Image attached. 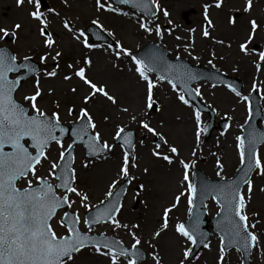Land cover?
<instances>
[{"label": "snow or ice", "instance_id": "6c2138e0", "mask_svg": "<svg viewBox=\"0 0 264 264\" xmlns=\"http://www.w3.org/2000/svg\"><path fill=\"white\" fill-rule=\"evenodd\" d=\"M67 3V0H65ZM18 7L25 4L32 7L27 15L39 24V35L43 38V45L47 49H52L56 43L53 34L47 31L49 21L47 15L42 11V0H16ZM120 6H130L135 12L141 13L144 17L155 18L156 12L160 10L159 4L154 0H95V11L97 13H112L117 16H129V12L122 11ZM215 7H222V0H216ZM209 5H204V22L206 27L202 30V36L210 38L209 29H215V24L208 15ZM252 9V0H246L242 11L249 13ZM47 14L59 15L53 8L47 9ZM163 15L168 17L169 13L163 11ZM151 19L138 18L137 23L140 29L151 34L153 29L150 27ZM169 23H171L169 21ZM91 24L99 31L94 33L97 41L103 39V33L107 31L108 36L114 33L106 30L100 23L99 18L93 19ZM228 24L232 27L236 25V17L228 18ZM249 30L244 39L238 43L239 52L245 56L252 55L254 52L258 60L254 61L257 71L264 68V51L250 48L256 39L257 33L261 30V24L256 19L247 21ZM22 25L17 23L12 26V31L0 27V41L12 37L15 43L17 33ZM63 28L71 33L73 40L77 41L84 49L93 50L104 47L99 43H92L86 34L85 29H76L71 26L68 20L63 22ZM194 32L195 29H189ZM171 34V32H169ZM155 35L163 39L161 28L155 26ZM180 40V37H176ZM216 44L223 45L224 41L213 38ZM230 46V45H229ZM190 45L183 47V52L192 56L189 51ZM114 48L116 60L122 57L130 59L134 65V73L137 77V84L140 92V103L138 113L131 114L130 119L139 124V127L153 136H160L164 144L168 141L160 135L156 129L150 126L149 122L143 117L148 116L151 111H162L155 99V89L166 83L175 94V98L180 104L191 108L189 98L201 96L199 87H191L193 82L204 79H211V74L196 73L186 62L170 63L165 55L159 50L150 51L142 57H138L130 50L124 48L119 41L105 47V51ZM62 52L57 50L55 55L46 53L40 56V63L44 64L50 58L54 67L50 71H44L46 78H56L60 67L58 58ZM213 58L215 54L213 53ZM192 59L198 60L196 56ZM223 59V57H221ZM208 64L215 68L213 60H208ZM92 67L90 57H83L82 63L76 62L67 64V68L72 70V75H63L64 81L78 78L87 92L81 97L83 105L79 108L78 114L74 107H66L65 111L70 117H75L71 127H66L61 123L59 110L61 105L55 102V111L47 113L39 106V100L43 98L44 90L41 85L40 70L38 66L31 63V57L24 55L18 58L12 50L7 47H0V264H76L78 256L88 252L91 255L105 257L108 264H143L144 256L139 246L142 240L137 236L138 224L121 223L118 218L122 209L119 202L122 191L118 190L119 185L113 179L104 193V199L99 201V205L89 202V195L86 191L79 188L77 184V170L74 167L75 157L74 148L77 144L81 145L88 157L96 159H107L113 152L114 144L103 139L102 133L87 107L98 97H103L111 105L118 104L115 93L110 92L106 84H98L89 78L88 70ZM113 67H117L113 64ZM133 71V69H130ZM218 71V70H217ZM155 75V79L150 78ZM14 77V78H13ZM35 77L33 82V92L30 95H23L22 100L16 99L21 82L28 78ZM221 83H223L221 81ZM215 87V85H213ZM228 90L240 100L248 102L249 96L241 95L231 85H224ZM252 89L257 90L256 83L253 82ZM70 91L75 94L77 88L73 87ZM53 90L48 89V95H52ZM251 95V93L249 94ZM24 102H27L26 104ZM215 111L214 109H212ZM123 113H129V108L124 106L120 109ZM248 118L245 124H249L252 117L251 105L247 106ZM104 121L110 117L105 115ZM192 119L195 123V143L199 147L201 135L208 131L207 126L202 127L201 112L193 109ZM228 119H231L229 117ZM229 125H224V131L220 133L224 136L228 131ZM70 132L71 143L65 147L64 137ZM241 135L234 138V147L239 158L242 175L238 178L224 180L222 176L223 163L216 157L215 173L223 183L210 184L201 181L199 187L191 182L190 169L195 165V160L186 162L184 159H174L180 156L179 148L175 145H168V153L163 154L159 151L160 144L155 146L151 155L157 160L166 162L173 166L178 163L183 169L182 185L186 186L184 191H179L170 204L162 210L163 223L152 233L151 239L157 240L163 232L169 228V213L178 207L181 198L186 197L187 213L189 220L177 222L174 232L182 238L188 247L182 253L183 258L179 264H186L193 255L192 246H202L203 249L211 251L210 242L206 240L207 234L200 230V208L205 199L211 198L218 205L217 228L219 232V249L216 264H225L226 249H235L241 253L245 259H241L240 264H246V258L252 255L253 251L260 248L259 236L255 228L256 224H250L246 214L247 204L251 200L254 190L253 181L250 173L257 176H264V158L257 151V146L264 144V131L251 128L245 132L241 125ZM113 141H119L121 149L120 159L117 165L116 176L121 180L132 183L134 179L130 175L131 169L137 167L136 155L134 153L135 142L134 133L119 124L114 128ZM143 144V141L140 142ZM58 149V157H52V145ZM192 156H196V149H192ZM216 154L213 153V156ZM89 167L88 163L83 165L84 169ZM41 169H46L45 174H41ZM246 169V170H245ZM149 170L144 169L147 173ZM242 186L246 188V193L242 191ZM141 189L143 186H140ZM264 192V188L260 189ZM79 199L80 206L86 211L83 218L84 231L79 227L81 217L78 212H70L76 203L71 197ZM115 197V199H113ZM64 209L63 215L57 223L65 229L63 235L58 234L53 227V221L58 211ZM90 210H94L90 211ZM101 224H110L114 230L124 229L131 236L130 248L125 247L119 240L112 239L103 232L99 235L92 234L93 227ZM150 249L154 248L152 243L148 244ZM154 264H162L160 255L153 251L150 253Z\"/></svg>", "mask_w": 264, "mask_h": 264}, {"label": "rangeland", "instance_id": "374dc122", "mask_svg": "<svg viewBox=\"0 0 264 264\" xmlns=\"http://www.w3.org/2000/svg\"><path fill=\"white\" fill-rule=\"evenodd\" d=\"M47 1L48 5L46 7L41 6V9L45 12L49 21L47 31L53 34V38L56 41L52 49L44 47L43 38L40 37L38 31L40 27L38 22L32 20L27 15L28 11L33 10L32 7L27 4L23 7H18L16 0H0V27L12 31L13 25L17 23L22 25V28L17 33L15 43H12V41H0V46L7 45L18 58L28 55L39 62L40 56L46 53L55 55V51L57 50L62 52L61 57L58 58L60 67L58 69L59 75L56 78H46L43 76L44 71L52 70L55 62L49 58L46 63L41 64L40 82L44 95L39 100V106L51 114L52 111L56 110L55 102L58 101L61 105L59 110L61 123L66 125L72 123L75 117L68 116L65 108L74 107L78 114L79 108L84 106L81 97L86 94L87 89L78 78L64 81L62 76L65 74L72 75V70L67 68V64L82 63L83 57H90L92 67L88 70L89 78L98 84H106L109 91L116 94L118 104L113 106L103 97H98L87 107L90 109L98 125V129L102 133L103 139L114 144L115 147L107 159H88L83 148L76 146L74 167L77 170V184L81 190L86 191L89 195L90 204L97 205L100 200L104 199V193L113 179H116L118 184L123 181L116 176L121 149L112 140V135H114V128L118 124L126 127L128 130H133L136 134L134 153L137 158V167L130 171V175L134 179L132 183H128L118 218L121 223L128 224L129 228H131L132 224L140 226L138 230L133 231H136L137 236L142 240V244L139 247L146 255L143 264H154L150 255L153 251L160 255L162 264H179V261L183 258L182 253L184 248L189 245L175 234L174 227L177 222H182V217L188 215L186 197H182L178 207L169 213V228L161 234L158 241L154 242L155 240L153 241L151 237L152 233L163 223V208L170 206L174 196L179 191H184L186 186L182 185V173L180 172L181 169L178 170V168L174 177L176 184L172 188L164 185L165 183L160 181L161 179H159L158 183L156 182V177L164 178L163 168L166 162L157 160L151 155V152L157 145L154 142L155 136L141 129L138 123L130 119L131 114L142 115L137 111L140 103V92L137 77L134 73V65L130 63L131 61L127 57L116 60L114 55L115 49L112 48L105 51L104 49L107 45L104 43H99L104 47L98 49L91 51L84 49L81 44L72 39L71 33L63 28V22L68 20L72 27L85 29L93 19L99 18L103 27L114 33L111 36L112 39L116 42L119 41L124 48L130 50L133 54L147 41H156L168 49L171 58L176 56L186 58L191 64H198L206 69H212V66L208 64V60L211 59L213 60V64H215V68L213 69L229 76L238 77L243 81L244 86L241 95L246 96L253 90L252 84L255 82L264 112V68L257 71L254 61L258 60V56L255 52L252 55L245 56L238 49V43L244 39L249 30V25L247 24L249 19L261 21L262 27L257 33L254 43L258 45L260 51L263 49L264 0H252V9L249 13L242 11L246 0H222V7L220 9L215 7L216 0H154L155 3L159 4L160 10L157 12L156 17L151 19L150 27L153 29L151 34L140 29L137 23L138 18L146 20L148 18L124 6H120L121 10L129 12V16H117L104 12L97 13L95 11V0H67L69 1L67 3H65V0ZM205 4L209 5L208 15L215 24L214 30L209 29L211 33L210 38L202 36V30L206 27L204 25ZM48 8L55 9L59 15L47 14ZM163 11L169 13L168 17L163 15ZM185 15L189 22L188 24L184 22L183 17ZM231 16L236 17L235 27L228 24V18ZM157 24L161 28L162 40L155 35V26ZM189 29H195V31L190 32ZM105 32L107 33V31ZM177 36L180 37V40L176 39ZM213 38L223 40V45L216 44ZM65 40L68 42L65 43ZM143 41L144 43H142ZM189 42H192V44ZM186 45H190L189 51L192 53V56L198 57V60L192 59V56L183 52V46ZM249 47L251 48L252 45ZM179 49H182L181 52H179ZM213 53L215 54V58H213ZM113 64H116L117 67L114 68ZM130 69H133V71H130ZM150 78L154 80L155 75H152ZM34 80L35 77H31L22 84L16 93L17 100H22L23 95L32 94ZM73 87L77 88L75 94L70 91ZM195 87H199L201 90L199 99L215 110L216 121L231 117V119H228L229 128L224 136L220 135L222 131L218 129L214 130L207 139L202 133L200 138L201 146L195 147L196 156H192V150L190 152L184 151L180 152V156L177 159H184L186 162L195 160V167L202 169L206 175L215 178V173L218 171L215 161L216 157H219L224 166L222 176L230 177L239 166V158L236 154L234 143L231 144V142L227 141L226 148L219 154L217 151L221 150V146L216 149L214 144L219 138L230 137L232 134L235 136L241 134V125L248 116V102L240 100L234 93L223 86L213 87L209 83L200 82ZM49 88L53 90L52 95H48ZM155 99L162 111L149 112L148 116L143 117L146 122H149L150 126L154 127L167 141H176L175 136L182 131L183 127H189L191 131L193 130V137L191 136L190 140L191 142L193 139L195 140V123L192 119L194 106L191 104L192 107L189 108L180 104L166 83L159 85L155 89ZM124 106L129 108V113L120 111ZM105 115L110 117L107 122L103 119ZM177 117H180V119H177ZM208 119L207 114L201 113L202 127ZM261 125L264 126V120ZM141 141H143L145 149L139 153L140 148L143 147L140 143ZM68 143H70L69 140L64 141L65 147ZM51 147L52 157H58L57 147L54 144ZM187 147L191 146L188 145ZM167 149V144H164L162 141L159 151L163 154H169ZM227 150L231 152L228 153ZM78 151L79 153H77ZM257 151L264 158V146H260ZM213 153L216 155L213 156ZM113 160L115 161L114 163ZM85 163L89 164L87 169L83 168ZM194 166L190 169V178ZM151 167H154L155 171H152ZM145 168L149 170L147 173L144 172ZM45 171L46 169H41V174H45ZM100 172L106 174L103 180L99 176ZM251 179L254 190L251 200L247 204L246 214L249 217L248 222L256 224L255 231L260 238L261 244L264 245V192L260 191L261 188H264V176L254 174ZM179 181L180 184H177ZM141 185L143 186L142 189ZM243 190L246 193V188ZM167 192V199L163 200V193ZM71 198L76 203L70 210L78 212L81 217L79 227L84 231L83 218L86 211L80 206L77 197L72 196ZM136 200L138 201L137 204H135ZM217 209V204L209 199L207 203V216H213L217 212ZM62 215L63 211H59L53 221L54 230L60 235H63L65 232V229L57 223ZM101 232L105 235H113L125 247L130 248L132 241L128 231L124 229L114 230L110 224H101L93 227L92 234L99 235ZM173 236L176 237L174 241L172 239ZM165 238H170L169 241L175 244L176 247V250L169 251L168 258L162 252L164 247L161 245V242H164ZM209 242L210 245L219 244L218 236L214 234L209 239ZM149 243H152L154 248L150 249L148 247ZM218 249L219 247L210 256L208 255V250L202 249L196 257L190 258V264H216ZM240 261V254L233 250L227 253L225 264H240ZM250 263L264 264V251L260 248L255 249L251 255ZM76 264H108V260L105 257L84 252L83 255L77 257ZM186 264H189V262H186Z\"/></svg>", "mask_w": 264, "mask_h": 264}, {"label": "bare ground", "instance_id": "6f19581e", "mask_svg": "<svg viewBox=\"0 0 264 264\" xmlns=\"http://www.w3.org/2000/svg\"><path fill=\"white\" fill-rule=\"evenodd\" d=\"M67 42L68 41L65 40V43H67ZM121 76H124V75H121ZM177 119H180V117L179 118L177 117ZM185 125H187V124H185ZM191 136L193 137V130L191 131V128H189V127H183L182 128V131L179 132L177 134V136H175L176 137V141L169 140L167 146L168 145H175V146H177L179 148V151L181 153L184 152V151L190 152L193 148H195V147L197 148V145L195 143V140L193 139L192 142H191V140H190ZM234 138H235V135L234 134H232L230 137L219 138L218 141L214 144L215 145L214 147L216 149H218L219 146H221V150H218L217 153L218 154L219 153H222L223 149L226 148V142L227 141H229V142H231V144H233L235 142L234 141ZM141 145L143 147L140 148L139 153L140 152H143L144 149H145V146L143 144H141ZM188 145H190L191 147H187ZM200 146H201V144L199 145V147ZM76 150L77 149L74 150V154L75 155H76ZM227 152L230 153L231 151L230 150H227ZM77 153H79V151ZM174 159H177V158H174ZM114 162L115 161L113 160V163ZM177 168H178V170L181 169V167L179 166L178 163L174 164L173 166H169V165L166 164L164 166V168H163L164 169V171H163L164 178L162 179V178L156 177L157 178L156 179V182L158 183L159 182V179H161L160 181H163V183H165L164 185H167L168 187L170 186L169 188H172L176 184V181H175L174 177H175V172H176ZM151 169H152V171H155V168L154 167H151ZM180 172H181V170H180ZM99 176L102 178L101 180H103L105 178L106 174H104L103 172H100L99 173ZM177 184H180V181ZM167 194H168V192L167 193H163V197H162L163 200H166L167 199V196H166ZM169 239L170 238H165V241L164 242H161V245L164 247V249L162 250V252L167 255L166 258H168V256H169V251L176 250L175 244L171 243L169 241ZM172 239L174 241L176 239V237L173 236ZM156 241H158V239L155 240L154 242H156ZM210 247H211V251L208 250V255L209 256L213 254V252L217 249L218 245L214 244V245H210Z\"/></svg>", "mask_w": 264, "mask_h": 264}, {"label": "water", "instance_id": "95a60500", "mask_svg": "<svg viewBox=\"0 0 264 264\" xmlns=\"http://www.w3.org/2000/svg\"><path fill=\"white\" fill-rule=\"evenodd\" d=\"M237 89L239 90L240 89V84H238L237 86ZM255 110L257 109V107L254 108ZM67 136V134L65 135V137ZM124 186H125V183H123L118 190L122 191L123 193V189H124ZM121 198V197H120ZM113 199H115V197H113ZM120 202V201H119ZM203 216V211L200 209V219L201 217Z\"/></svg>", "mask_w": 264, "mask_h": 264}]
</instances>
